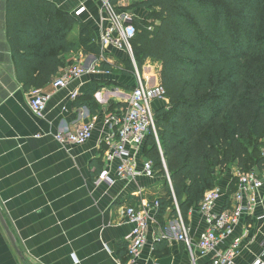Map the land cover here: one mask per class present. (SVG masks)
Masks as SVG:
<instances>
[{
    "label": "crops",
    "instance_id": "1",
    "mask_svg": "<svg viewBox=\"0 0 264 264\" xmlns=\"http://www.w3.org/2000/svg\"><path fill=\"white\" fill-rule=\"evenodd\" d=\"M143 1L114 3L120 11L144 19L149 11L141 6ZM103 4V0L60 1L76 24L69 33L74 46L63 53L64 65L57 75L72 65L89 68L103 60L111 65L110 73L85 72L66 87L55 88L53 81L42 87L49 99L39 116L31 107L32 89L26 90L16 77L6 34V0H0V210L22 252L0 220V264H213L217 252L236 240L239 246L233 264H264V190L256 193L257 203L220 236L215 249L202 255L198 243L210 223L201 204H193L186 219L179 206L178 215L170 208L158 215L154 204L166 194L165 177L140 174L123 178L117 170L119 160H115L107 168L111 182H99L110 145L105 119L129 105L136 83L135 70L131 73L125 67L128 51L102 44L110 25ZM82 7L84 12L77 14ZM83 26L92 30L93 39L101 46L100 57L82 53L79 38ZM140 71L149 85L160 83L158 62L148 59ZM75 91L78 95L73 98ZM92 95L98 105L95 113L85 102ZM167 105L168 100L153 103L155 112ZM90 121L95 122V129L86 143L57 139L59 133L75 131ZM146 160L141 151L138 170ZM239 171L232 165L217 184L221 197L212 214L249 203V194L241 202L236 198ZM129 207L144 209L149 218L147 240L135 262H130L127 253V237L134 228L126 216ZM183 224L193 251L178 238Z\"/></svg>",
    "mask_w": 264,
    "mask_h": 264
},
{
    "label": "trees",
    "instance_id": "2",
    "mask_svg": "<svg viewBox=\"0 0 264 264\" xmlns=\"http://www.w3.org/2000/svg\"><path fill=\"white\" fill-rule=\"evenodd\" d=\"M60 1L6 0L7 40L26 90L51 83L74 46L69 33L76 20ZM141 6L149 14L134 19V60L140 70L148 59L161 65L168 99L156 111L161 148L151 134L142 154L155 176L166 179L158 215L169 208L178 215L179 206L186 219L232 165L244 172L264 167V0H144ZM79 44L83 54L102 55L86 26ZM100 65L111 71L106 61ZM125 67L135 70L131 58ZM85 102L97 112L93 95Z\"/></svg>",
    "mask_w": 264,
    "mask_h": 264
},
{
    "label": "built area",
    "instance_id": "3",
    "mask_svg": "<svg viewBox=\"0 0 264 264\" xmlns=\"http://www.w3.org/2000/svg\"><path fill=\"white\" fill-rule=\"evenodd\" d=\"M104 9L107 12L109 27L102 36V44L113 45L114 47L127 50L131 53L133 50L131 40L136 34V26L134 24L135 17L126 11H120L114 0H103ZM82 7L77 14L84 12ZM85 72L90 73H110L101 65H95L86 68L82 65H72L66 68L61 74L53 80L55 88L66 87L71 80L81 77ZM136 83L132 90L129 105L119 113H114L106 117L105 124L110 129L108 137L109 148L105 153L106 168L99 176V182L109 181L110 171L107 169L115 160H119L117 170L123 178H136L140 174L148 177H155L153 162L146 160L143 169H137V157L143 149V145L147 137L153 134L161 148L158 127L156 121V112L153 106L156 100H168L166 90L161 83L149 85L148 78L139 70L135 69ZM31 107L39 116L43 115L49 95L43 93L41 88H33L30 92ZM78 91L72 94L76 98ZM95 129V122H85L81 124L75 131L61 132L57 135V139L62 143L84 144L91 139ZM264 156V150H263ZM165 164V162H164ZM238 190L236 198L240 202L249 194V203L247 205L239 204L232 210H224L220 214H212V209L216 205L217 200L221 197L218 188L211 189L205 193L201 202V210L207 215L210 226L202 233L198 243L200 253L207 255L215 249L219 242L220 236L230 227L237 223L242 214L247 209H251L257 203L256 193L264 190V167L262 171H239L237 173ZM154 206L159 207V201ZM126 216L130 223L134 224L131 234L128 235L127 253L130 262H135L140 257L142 248L147 240L148 214L144 209L137 210L135 207H129L126 210ZM178 238L183 240L188 248L193 251L192 240L188 235L185 225H182V231L178 234ZM239 241L236 240L232 245L223 251H218L213 260V264H233V260L238 253ZM256 264H263L258 261Z\"/></svg>",
    "mask_w": 264,
    "mask_h": 264
},
{
    "label": "water",
    "instance_id": "4",
    "mask_svg": "<svg viewBox=\"0 0 264 264\" xmlns=\"http://www.w3.org/2000/svg\"><path fill=\"white\" fill-rule=\"evenodd\" d=\"M0 220H1V222H2V224H3V226H4V228H5V230H6V232H7V234L9 235V237H10L12 243L14 244V246L16 247V249L18 250V252H19L20 254H22V252L18 249V246H17V240H16V238H15V236H14V233L10 230V227H9V225H8V223H7V221H6L5 217H4V215L2 214L1 210H0Z\"/></svg>",
    "mask_w": 264,
    "mask_h": 264
},
{
    "label": "rangeland",
    "instance_id": "5",
    "mask_svg": "<svg viewBox=\"0 0 264 264\" xmlns=\"http://www.w3.org/2000/svg\"><path fill=\"white\" fill-rule=\"evenodd\" d=\"M129 53V56H130V58H132L133 59V57H132V55H131V53L130 52H128ZM134 60V59H133ZM135 61V60H134ZM136 67H137V65H136ZM135 67V68H136Z\"/></svg>",
    "mask_w": 264,
    "mask_h": 264
}]
</instances>
